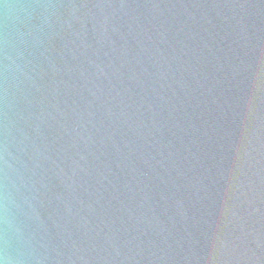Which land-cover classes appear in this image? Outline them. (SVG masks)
Segmentation results:
<instances>
[{
    "label": "water",
    "instance_id": "water-1",
    "mask_svg": "<svg viewBox=\"0 0 264 264\" xmlns=\"http://www.w3.org/2000/svg\"><path fill=\"white\" fill-rule=\"evenodd\" d=\"M0 264H264V0H0Z\"/></svg>",
    "mask_w": 264,
    "mask_h": 264
}]
</instances>
